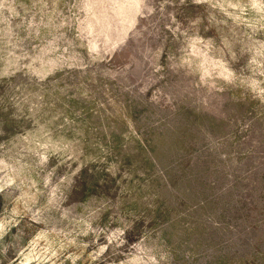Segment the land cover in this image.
<instances>
[{
    "label": "rangeland",
    "instance_id": "1",
    "mask_svg": "<svg viewBox=\"0 0 264 264\" xmlns=\"http://www.w3.org/2000/svg\"><path fill=\"white\" fill-rule=\"evenodd\" d=\"M0 264H264V0H0Z\"/></svg>",
    "mask_w": 264,
    "mask_h": 264
}]
</instances>
